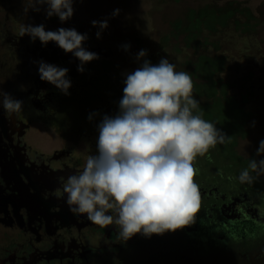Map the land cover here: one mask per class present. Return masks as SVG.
Returning <instances> with one entry per match:
<instances>
[{
	"label": "flooded vegetation",
	"instance_id": "obj_1",
	"mask_svg": "<svg viewBox=\"0 0 264 264\" xmlns=\"http://www.w3.org/2000/svg\"><path fill=\"white\" fill-rule=\"evenodd\" d=\"M202 12L187 11L186 26L190 25L189 14L194 13L191 22L204 27L198 23ZM202 26L195 33L203 46L208 29ZM27 51L21 74L25 85L12 90L0 83V91L23 101L21 111L9 119L0 108V264H264V178L240 185L233 164L240 156L237 129L232 134L227 131L230 166H213L222 144L192 162L193 180L200 191L194 223L150 237L137 233L121 242L118 225L100 226L71 213L66 195L58 197L56 192L62 191L63 180L83 169L88 155L96 154L97 125L104 115L118 113L125 85L116 80V63L99 55L87 78L97 79L65 95L40 80L36 62L55 65L56 59L69 61L73 55L52 41ZM200 58L205 59L196 55L187 62L191 68L186 72L196 84L193 97L199 102L193 114L224 131L220 104L232 97L238 107L240 87L230 88L217 77L219 71L212 79L205 72H193L192 63ZM211 81L220 86L211 87ZM38 124L57 134L62 145L51 151L36 147ZM74 150L78 156H73Z\"/></svg>",
	"mask_w": 264,
	"mask_h": 264
},
{
	"label": "clouds",
	"instance_id": "obj_2",
	"mask_svg": "<svg viewBox=\"0 0 264 264\" xmlns=\"http://www.w3.org/2000/svg\"><path fill=\"white\" fill-rule=\"evenodd\" d=\"M74 0H26L25 11L39 12L44 5L46 18L57 17L63 24L74 14ZM119 14L114 9L112 16ZM99 39L108 27L107 20L91 21ZM18 35L37 39L42 46L49 41L71 53L83 65L98 59L83 42L87 33L75 28L46 30L44 24L21 25ZM125 51L129 44L121 46ZM147 56L141 49L136 59ZM37 72L41 81L54 85L68 95L71 80L68 69L40 60ZM166 57L157 64L149 60L126 75L123 95L115 116L104 115L97 125V152L88 155L78 174L62 181V191L69 211L100 226L118 225V238L126 242L137 233L150 237L194 223L200 206L199 186L192 162L210 148L223 144L227 135L201 115L193 114L199 102L193 97V81L188 72L176 71ZM44 94V90L40 95ZM23 101L0 91V108L6 119L19 113ZM93 114L88 116L91 120ZM73 151V156H78ZM256 155L264 157V140ZM252 172L256 176L251 175ZM264 175V158L250 160L238 176L240 183L251 184ZM114 213V214H110Z\"/></svg>",
	"mask_w": 264,
	"mask_h": 264
},
{
	"label": "rangeland",
	"instance_id": "obj_3",
	"mask_svg": "<svg viewBox=\"0 0 264 264\" xmlns=\"http://www.w3.org/2000/svg\"><path fill=\"white\" fill-rule=\"evenodd\" d=\"M25 4L26 0H0V83L7 89L17 90L25 85L26 80L21 76L24 73L22 61L28 55V48L41 45L38 39L32 42L28 35L23 37L18 35L19 27L29 24L42 23L46 30L52 31L64 27L87 33L88 39L83 42V47L116 63L117 82H123L126 75L140 67L145 59L152 64H157L162 57H166L176 66V71L189 70L191 67L189 68L187 62L195 57L193 47L186 48L181 36L178 40L179 47L182 46L180 51H177V42L174 39L169 44L165 42V36L169 31L184 21L179 12L188 8L199 12L213 10L212 8L221 12L235 10V13L228 18L226 26L217 27L215 32L208 29L205 36L207 41L203 42L206 53H215L214 45H218L221 46L219 50L227 56L228 64L226 65L230 66L225 72H220L217 77L227 81L230 88L234 86L237 89L239 83L241 86L243 84L241 78L248 70H253L254 75L258 76L263 68L260 69L257 64L264 58V0H74V14L63 24L55 16L45 17L44 7L46 6L41 5L39 12L31 9L25 11ZM114 9H119V14L116 16L111 15ZM227 14H231V11ZM220 18L221 16H217V13L214 15L211 12L209 15L207 12L203 13L202 21L198 23L205 25L204 27L203 24L200 25V28L201 26L212 28V25L217 24ZM93 20L108 21V27L103 30L99 39L96 37L98 28L91 24ZM244 22H249V25ZM197 28L199 27L195 25V29ZM124 44L130 45L127 51L121 47ZM45 48L46 54L50 55L49 48ZM141 49L147 50V56L137 60L136 54ZM94 61L95 59L85 63L84 71L79 72L77 65L80 62L74 56L69 61L62 58L56 59V66L68 69L67 77L71 80L68 92L80 90L86 87L89 81L97 79H87ZM90 64L91 68L88 66ZM234 64H237V67ZM204 72L206 75L209 74L207 68ZM52 87L60 92L54 85ZM256 87L257 93L251 94L246 104L253 110L254 117L250 122L249 137L239 140L237 150L241 157L235 155L238 160L233 162L236 165V174H240L247 168L245 166H248L250 160L264 158L256 155L259 141L264 140V126L261 123L262 115H264L262 114L264 89L259 81ZM219 116V120L224 119L223 112ZM44 127L38 124L39 139H34L33 144L45 151L60 147L62 142L59 136L51 129ZM229 141V137H226L223 147H220L221 150H217L219 155L215 157L213 166H230L231 150L225 146L230 145ZM212 167L210 170H213ZM254 174L255 172L251 173V175ZM261 176L264 178V175ZM245 184L248 183H240L242 186Z\"/></svg>",
	"mask_w": 264,
	"mask_h": 264
},
{
	"label": "trees",
	"instance_id": "obj_4",
	"mask_svg": "<svg viewBox=\"0 0 264 264\" xmlns=\"http://www.w3.org/2000/svg\"><path fill=\"white\" fill-rule=\"evenodd\" d=\"M212 9L213 10H203L204 12H202L201 17L203 15V13L206 14L207 12L209 13V15H211V12L214 15L217 13V16L218 15L221 16V18L217 22L221 26H226L228 23V18L235 13V10H226L224 12H221L220 10H216V8H212ZM189 10H191V9L188 8L186 10L179 12V15L182 14L183 20H185L187 18L185 13ZM229 11H231V14H227ZM193 18H194V13H190L189 14L190 25L188 27L186 26V22L183 21V22H181V24L178 27L172 28L169 31L168 35L165 36L166 37L165 42L167 44H169V41H172V39H174V41L177 42V49H178L177 51H180L182 46L179 47L178 40L180 39V36H181V38L183 39L182 40L183 45L186 48L187 47H193V49L195 51V56L197 55L198 57L199 56L205 57V59H203V58L202 59L201 58L195 59L196 62L192 63V64H194L193 72H196L198 70L200 72H204L206 70V68H203L202 66L207 65L208 66L207 71L209 72V79H212L211 77L214 75L215 72H218V71L219 72H225L226 70H228V66H230V65H226V64H228V58L224 54V52H221V50H219L221 48V46H218V45H214L215 46L214 51L216 50L215 53H213V54L206 53V49L204 48V46H202V43L198 40L199 38L196 37V35H199V33H195V30H196L195 25H197V24L194 21L191 22L193 20ZM244 23H248V25H249V22H244ZM206 28L209 30L212 29L213 32H215L217 29L216 24H213L212 28L211 27L210 28L206 27ZM216 57H220V58H216ZM217 60H219V63H217ZM206 62H208V64H206ZM234 65L237 67V64H234ZM257 65L260 66V69L263 67L258 76L254 75L253 70H248L247 73L244 74L243 77L241 78V81L243 83V84H241V86L239 84V87H240L239 93L241 96V104L237 107L236 103L234 102V100L231 97L229 100L226 98L224 100V102L222 104H220V108H223L222 110L220 108H218L221 110L219 112L223 111V113H224V119L223 120L226 121L224 131L226 130V133H228L227 131L229 130L232 134L235 131V129H237L236 133L239 134L240 139L249 137V135H250V130H251L250 122L252 121L251 119L254 117L253 116L254 112L248 106H246V104L248 102L249 96L251 94L257 93V89H258L256 87L257 81H259V84L263 87L262 89H264V58H262L260 60V63ZM200 66L203 68L202 71H201ZM183 71L186 72L188 70H183ZM195 76H197V75H195ZM193 84L196 86L195 83H193ZM210 86L215 87V86H220V85H217V83L215 81H211ZM211 110H213V109H211ZM211 110H210V113H211ZM212 112H216V110L212 111ZM262 114H264V106L262 107ZM261 121H262L261 123L264 126V115H262ZM228 124L230 126H228ZM230 145H231V143H230Z\"/></svg>",
	"mask_w": 264,
	"mask_h": 264
}]
</instances>
